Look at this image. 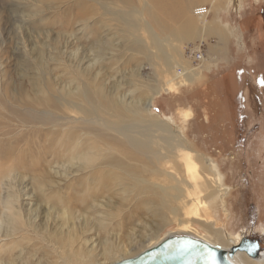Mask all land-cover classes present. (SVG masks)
Listing matches in <instances>:
<instances>
[{"label":"rangeland","instance_id":"374dc122","mask_svg":"<svg viewBox=\"0 0 264 264\" xmlns=\"http://www.w3.org/2000/svg\"><path fill=\"white\" fill-rule=\"evenodd\" d=\"M33 1L37 0H22V7H19L18 0H0V95L8 93L11 99H15L20 88L25 87L29 89L28 97L31 98L34 93L29 80L42 74L45 84L76 92L74 88L79 87L77 75L91 64V60L93 62L90 51L88 60L79 61L83 51L89 49L90 40L87 38L91 34L86 37L84 31H81L83 25L79 23L72 27H59L55 24L56 20L67 18L66 10L77 5L78 0H44V5H34ZM128 1L126 4L120 3V6L118 4L120 11L111 10L110 0L108 4L93 5L97 13L107 19V27L100 29L99 33L102 43L108 49L99 57V64L94 65L92 73L94 76L98 74V77L91 82L104 84L108 96L122 97L125 103L128 102V109L135 111L141 118L156 119L168 124L176 138L183 140L185 149L193 152L195 158H198L197 164L201 165L197 180L205 207L197 201L199 195L195 192L198 189L186 187L184 183L186 188L182 189L183 197L179 203H171V209L168 207L158 213L155 209L160 206L154 203L150 210L149 206L145 208L142 216L130 211L128 214L131 219L126 220H130V224L126 223L128 227L123 230L116 227L124 223L121 218L111 216V221L106 223L98 220V226L92 229V234L86 239L87 245H83L84 250L89 247L93 249L94 255L87 257L89 260L83 264H113L135 257L158 245L171 233L191 232L212 244H221L207 232V228L218 230L230 241V245L232 239L236 242L239 240L241 231L264 234V115L258 117L255 106L253 103L247 106V100L243 101L247 109L241 113L237 108L240 103V85L251 78L250 73L254 71L252 75L259 73L264 76V39L259 37V32L263 33L264 29V0H192L187 14L182 18L193 19L194 23L187 20L190 23L188 26H184V22L178 18H171L177 13L174 9H179L180 5L175 4L174 0H160L163 7L158 6L157 0ZM188 1L179 0L183 4ZM26 2L29 6L24 9ZM101 7L108 10L103 11ZM199 7L209 9L206 18L210 24L209 30L203 32L199 26V17L195 14ZM117 8L113 7L115 10ZM257 11H260L258 15L251 18ZM113 15H118L121 22L115 20ZM40 17H43L45 28L34 31L31 23ZM96 23L90 25L93 32ZM179 33L183 36L180 37ZM195 46L201 47L203 56V62L196 69L191 52ZM37 50L40 51L39 55ZM21 67L25 73L19 72ZM197 89L204 91V94L198 93ZM76 95L79 97L78 93ZM144 98L150 101L148 109L142 106L131 109L133 100ZM61 112L64 113L63 120L55 122L57 126L54 127L47 124L22 126L11 116L13 121L7 119L5 121L8 123L5 124L1 121V129L7 130L9 134L0 137V140L9 138V143L18 140L17 144L23 147L28 140H33L31 131L34 129L39 127L44 137L51 130L64 129L61 123L69 130L70 127L77 128L76 135H79L83 125L79 111L63 102ZM126 114L130 115L129 118L133 116L130 112ZM102 129L107 130L105 127ZM24 131L27 132L26 136L21 134ZM108 132L119 136L112 129ZM155 135L162 133L157 132ZM0 151V169L3 166L6 175H9L7 165L13 168L16 155L8 157L2 148ZM184 160L186 166L178 177L192 183L189 162L186 158ZM21 172L20 169H14L13 175L3 180L6 196H11L13 190L22 189L28 184L27 180L20 178ZM66 178L55 177L54 182L65 184L73 181L72 177ZM168 181L160 177L154 182L163 184ZM175 193L173 191V195ZM124 197L132 199L130 194ZM19 199L21 201L18 204L25 212L23 215L29 217L28 211L30 208L36 209L39 202L31 201L27 196ZM143 199H146L145 196ZM128 207L130 209L134 206ZM115 208L117 211L123 209L119 205ZM35 212L39 216L35 213L34 222L39 225L37 231L40 229L38 232L46 238V212ZM106 214H110V211L103 209L99 216H95L96 220L103 215L107 217ZM56 216L55 220L58 219ZM100 222L106 224L105 232L99 226ZM60 224V220L53 222L52 231L58 229ZM25 228L26 231L17 235L15 241L10 242V238L4 236L0 238V250H4L1 246H9L11 249V253H0L4 258L0 264H76L70 258L72 250L66 249V252L59 239L56 238L54 247L46 245L45 241L42 245L36 239V233L31 228ZM99 234H103L105 239L102 237L100 241ZM20 236L23 238L16 242ZM14 242L22 246L12 252ZM108 245L114 251L106 255ZM239 253L256 264L264 262V258L254 261L245 253Z\"/></svg>","mask_w":264,"mask_h":264},{"label":"bare ground","instance_id":"6f19581e","mask_svg":"<svg viewBox=\"0 0 264 264\" xmlns=\"http://www.w3.org/2000/svg\"><path fill=\"white\" fill-rule=\"evenodd\" d=\"M21 1L22 0H18L17 2L19 7H22ZM108 1L109 0H95L93 2L78 0V3L77 1L75 2L77 5L66 10L67 18L56 20L55 25L59 27H72L79 23L83 25L81 31H84L86 37L91 34V36L89 35L90 37L87 38L90 40L89 49L83 51L79 61L81 63L88 60V52L90 51L93 55V62L91 60V64L77 75L76 79L79 87L74 88L76 92L62 90L61 88H53L45 84L42 74L35 76V78L32 77L31 80H29L31 89L34 93L33 97H28L29 89L25 87L20 88L18 97L15 99H11L8 93L0 95V137H5L9 134L7 130L1 129V121H4L3 124H5L8 123L5 121L7 119L12 120L16 118L17 120L15 122L20 123L22 126L47 124L54 127L57 126L55 122L63 120L64 113L61 112V105L63 102L79 111L78 115L82 120L81 124H83L79 135H76L77 128L70 127L71 130H69V128L66 129L67 127H65V124L61 123V121V128L64 129L51 130V132L45 134L44 137L40 134L39 127L33 131L27 127L29 131L32 132L31 138H33V140H28L23 147L17 144L18 140L12 143H9V138L0 140V148H2L6 156L9 157L11 154L16 155L13 168L7 165L9 175H6V170L3 166L0 169V238L4 236L10 238V242L15 241V237L22 233L26 229V226L36 233V239H39L42 245L45 241L47 243L46 245L53 246L54 243L56 244V240L59 239L62 248L65 250H72L70 258L72 261H76V264H83L89 260L88 258L94 255L93 249H90L88 246L89 248L84 250L83 245L86 243V239L89 238L90 234H92V229L98 226V220L108 222L111 216L121 218L124 223L120 224L118 222L119 225L116 227L123 230L127 226L126 223L128 225L130 224V220L126 221L127 219H131L128 212L131 211L134 214L137 212V214L141 215L142 212L146 210L145 208L149 206L150 210V207H152L154 203L160 206V208H156L157 206L155 205L156 213L162 212V210L168 207L171 209L172 207L169 204L179 203L178 201H181L183 197L181 195L182 189L187 186L191 189H198V191L195 192L197 196L199 195L197 201L200 202V205H205L198 188V168L201 166L197 164L198 161L196 162L198 158H195L193 152L185 149L182 142L183 140L181 141L176 138L171 127L156 119L148 118L147 120L145 119L146 117L141 118L135 111L132 112L128 109V102L125 103L122 97L120 99L119 97L108 96V92L104 89V84L95 82L98 84L96 85L91 82L92 79L96 81L98 77V74L94 76L92 73L93 68H95L94 65H96V63L97 65L99 64V57H102L106 53V49H108L102 43V38L99 33L100 29H105L107 27V19L99 15L93 5L108 4ZM110 1L109 6L112 7L111 10L113 11L119 10L117 8L118 4L120 6V3H129L128 0ZM43 2L44 0H37L33 1V4L38 5V3H41L44 5ZM156 2L158 6L163 7L160 0ZM174 3H180V5L178 7L179 9H174L177 13L171 16V18L174 20L178 18L181 22H184L182 23L184 26L194 23L193 19H182L183 16H185L184 14H187L192 0L186 3L188 5L179 2V0H174ZM27 6L29 5L26 2L24 9ZM113 7L117 9L115 10ZM101 9L103 11L108 10L105 7H101ZM196 11L197 9L195 12ZM82 13L83 15L81 17L80 14ZM208 13L209 10H207L206 15L198 16L201 32L209 30L208 26L210 24L206 22L207 15H209ZM195 14H197V12ZM96 16L98 17L95 18ZM113 18L120 21L118 15H113ZM188 19L190 23L187 21ZM93 22H98L96 23L94 32L91 28ZM43 23V17H40L39 20L37 19L31 24L34 27V31H38L37 29L40 30L45 28ZM117 33L118 31L114 32V34ZM179 36L181 37L183 35L179 33ZM39 53L40 51L37 50L38 55ZM19 72L25 73L24 68L21 67ZM26 74L28 75L27 70ZM76 93L79 94V97H77ZM148 100V98L133 100L132 103L134 104L131 105V109H139L140 106L148 109L150 103ZM16 101L18 103H16ZM127 112H130L133 116L129 118L130 115H127ZM11 116H13V118H11ZM65 119L68 120V118ZM6 126H8V124H6ZM102 127H105L107 130H103ZM110 129L116 131L119 136L111 135L108 132ZM60 132L62 133L60 134ZM157 132L162 133V135H155ZM21 134L26 136L27 132L24 131ZM35 136L39 139L37 140ZM184 158L188 160L190 165L189 172H191L190 176L193 177L192 183L185 182L178 177V175L181 174L182 168L186 166ZM14 169H20V171H22L20 178L27 180L31 188H28V184L23 186L22 189H18L16 186L14 189L16 188L15 191L18 192L19 195L13 190L10 194L11 196H6V185L3 180L7 176L13 175ZM50 169L52 171L54 169L55 172H52ZM28 172L33 174H29ZM63 176H66V179L72 177L73 181L65 184H60V181L54 182L55 177L62 179ZM160 177H162L163 180L166 178L169 179L168 183L156 184L154 181ZM203 184H205V182ZM11 189L13 188L11 187ZM173 191L176 192L175 195H173ZM128 194L131 195L130 198L132 199L124 197V195ZM143 195L146 199H143ZM26 196L31 201L39 202L36 205V209H33L36 211L44 210L46 212L45 225L47 227H44V229L48 231V236L46 238L38 232L40 229L37 231L39 225H36L34 222V219H36L35 210L30 208L27 215L29 217L23 215L25 213L24 209L22 206H19L18 203L21 201L19 198H24ZM44 204L45 206H43ZM116 205H119L120 208L123 209L117 211L115 208ZM131 205L134 207H130V209L129 207L127 208V206ZM103 209H108L110 214H106L107 217L103 215L96 220L95 216H99ZM54 215H57V220H55L56 218L54 219ZM58 220L61 221L60 227L52 231V223ZM104 222H100L99 225L102 230H104L105 227L104 224L106 222ZM108 227L109 226H107V228ZM208 227H210V225H208ZM108 230L110 229L108 228ZM207 232L215 240L221 242V244H212L206 239L190 234L191 232L184 235H190L201 239L213 246L218 245L225 250L231 248L232 243L230 245V241L226 239L221 232L208 228ZM171 234L175 235L174 233ZM102 237L103 234H99L98 239L101 241ZM21 238H23V236L18 237L16 242H20ZM233 241L235 240L232 239V242ZM20 246H22V244L19 245V243H15V246H12V252L17 249L16 247ZM1 247L4 248V250L1 249L0 253L2 251L11 253L9 246ZM49 251H47V253ZM106 251V255H108V253L113 252L114 249L108 245ZM2 258L3 256L0 254V261L4 259ZM233 260L235 264H256L250 261L246 256L240 255L239 252ZM4 262L5 261L2 263ZM260 264H264V262Z\"/></svg>","mask_w":264,"mask_h":264},{"label":"water","instance_id":"95a60500","mask_svg":"<svg viewBox=\"0 0 264 264\" xmlns=\"http://www.w3.org/2000/svg\"><path fill=\"white\" fill-rule=\"evenodd\" d=\"M238 252L251 259L263 258L264 234L241 231L239 240L227 250L190 235L168 234L155 247L115 264H235L233 259Z\"/></svg>","mask_w":264,"mask_h":264},{"label":"trees","instance_id":"16d2710c","mask_svg":"<svg viewBox=\"0 0 264 264\" xmlns=\"http://www.w3.org/2000/svg\"><path fill=\"white\" fill-rule=\"evenodd\" d=\"M259 12L257 11V13L252 15L251 18L258 15ZM260 18H262V15ZM263 23H264V19H263ZM259 37L260 39H264V29H263V33L259 32ZM250 70H252V68ZM253 72L254 71L250 73L251 78L248 81L240 85V88L238 91L240 103H239V106H237V108H238V112L240 111L242 113V111L247 109L243 101L247 100L248 101L247 106L248 105L250 106L253 103V106H255V109L257 112V116L261 117L264 115V76L259 73H257L256 76L252 75ZM197 91L198 93L204 94V91L202 90L199 91L197 89ZM199 122L201 123L202 121H199Z\"/></svg>","mask_w":264,"mask_h":264},{"label":"built area","instance_id":"2783aa9c","mask_svg":"<svg viewBox=\"0 0 264 264\" xmlns=\"http://www.w3.org/2000/svg\"><path fill=\"white\" fill-rule=\"evenodd\" d=\"M207 10H209L208 8H203V7H199L197 9V14L198 16H203V15H206L207 13ZM201 47L200 46H195L194 49L191 51L193 56H194V59H195V64H194V68H199L200 67V64L201 62H203V56L201 54Z\"/></svg>","mask_w":264,"mask_h":264}]
</instances>
